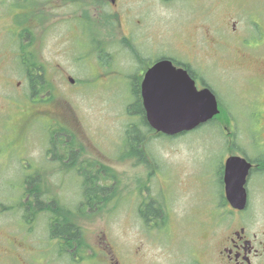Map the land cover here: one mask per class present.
<instances>
[{
    "label": "rangeland",
    "instance_id": "rangeland-1",
    "mask_svg": "<svg viewBox=\"0 0 264 264\" xmlns=\"http://www.w3.org/2000/svg\"><path fill=\"white\" fill-rule=\"evenodd\" d=\"M59 2L63 3V9L53 6ZM139 2L133 0L129 4L135 6L139 13L136 17L143 23L142 28L136 25L132 31L136 42L144 37L138 49L145 61L154 60L162 53L179 54L177 49L183 47L185 38L195 29L192 19H186L190 12L201 11L202 16L211 21V15L220 17L233 4L236 7L237 3H245L243 16L258 23L264 20V0ZM26 6L31 9L34 3L28 2ZM73 7L69 0H44L42 4L44 32L32 51L44 66L51 95L31 97L29 79L17 57L11 53L8 57L7 51L0 48V118L6 117L4 121L0 119V140L22 138L25 157L40 163L44 175L43 203L50 204L56 199L58 204L75 210L76 216L67 219L76 223L82 233L80 242L71 244L70 248H74L71 252L59 253L58 263L52 260L55 254L47 253L44 247L28 254L29 260L33 264H107L100 259L102 254L98 247L102 246L112 252L108 255L112 259L110 263L118 260L119 264H221L212 254L226 232L238 227L222 204L221 168L225 156L241 157L240 152L257 154L252 143L254 120L251 115L257 88L248 82L249 74L244 67L224 69L217 64L213 71L216 82L212 80V86L231 107L232 122L240 131L234 148H223L226 136L223 126L220 133L214 126L207 125L182 136H158L127 109L135 96L133 87L135 92L137 90L130 81L136 71L138 73V67L146 64L138 63L125 48L124 37L132 24L123 20L124 32L107 31L102 29V21L92 11L91 27L85 34L72 30L69 33L64 27L65 18L58 12L72 11ZM0 10H3L2 3ZM107 11L115 16L108 7ZM75 22L66 23L70 26ZM248 30L251 34L258 33L256 28ZM100 42L113 46L96 50ZM260 50L264 54V48ZM248 65L252 67L251 62ZM220 85L226 86L218 87ZM130 123L137 124L142 132V156L125 155L126 150H130L125 146ZM52 136L56 154L62 156L67 146L68 155L74 154L72 163L68 155L57 160L53 153L49 154ZM12 158L14 160L6 167L0 162V203L3 205L10 201L4 197L19 199V190L23 189V178L12 170L13 165L17 168L18 159ZM90 174L109 176L102 184L110 189L102 193L103 202L96 204L93 210L87 208L80 213L86 202L82 193L83 179ZM248 190L250 200L243 215L253 222L246 227L251 234L264 232V175H253ZM148 202H153L152 209L159 208L160 214L150 216L146 223L139 208ZM0 211V219L9 225H14L21 216L20 212L4 210L2 205ZM49 218V212L40 215L42 223L46 222L44 229H48ZM43 233L47 234L45 230ZM49 242L51 247V240ZM73 253H78V261ZM209 256L214 261L211 262ZM10 264H14L13 260Z\"/></svg>",
    "mask_w": 264,
    "mask_h": 264
},
{
    "label": "flooded vegetation",
    "instance_id": "flooded-vegetation-1",
    "mask_svg": "<svg viewBox=\"0 0 264 264\" xmlns=\"http://www.w3.org/2000/svg\"><path fill=\"white\" fill-rule=\"evenodd\" d=\"M43 1L0 0L3 10L5 8L4 11L0 10V48L2 47L7 51L5 55L8 54V57H10L9 53L14 55V58L17 57V62L20 67L23 68L25 74L26 71L24 67L27 60L26 46L28 44L31 46L33 43L30 50H35L38 42L42 40L41 35L42 32H44V16L41 10ZM61 1L68 2V0ZM69 1L74 6L72 11L65 10L58 12L62 19L65 18L63 22H65L64 27L67 29V32H71V30L73 32H86L87 29L91 27L90 15L92 11L93 14L102 21V29L107 31L124 32L125 28L123 20L126 23L129 22L132 24V29L129 26L127 27L131 32L128 31L124 37V41L127 43L125 48L129 49L132 54L127 50L126 51L133 55L138 63L146 64L138 67L140 69L138 73L136 71L135 77L133 76L131 81L130 79H127V81L135 83L141 99V84L146 71L162 59L170 60L176 69L186 72L188 77L194 82L197 91L210 89L217 98L220 113L206 123L198 125L193 130L211 125L220 133L223 126L226 135L225 140H223V148L231 146H233L231 148H234L240 131L236 124L232 122L231 107L227 105V103H224L220 96L221 92L216 91L212 86V80L214 83L216 82L213 71L217 69L216 64L224 69H228V67L232 66L245 68L246 72L249 74V77L247 78L249 80L248 82L252 83L257 88V95L261 93L258 96L255 95L253 98L251 112L254 120L252 143L257 154L252 156L246 152H240L239 154V156L244 157L251 164L245 184L249 204L250 195L248 182L250 178L253 175H264V54L260 53V49L264 48V20L261 21V23H258L257 21H250L249 17L245 15L243 16L242 12L244 7H247L245 3H237L236 7L235 4H233L230 6V10H227L226 14H222L220 17H214L211 15V21H208L207 17H204V15L202 16L201 11L190 12V14L186 16V19H192L190 21L195 25V29L191 36L185 38L184 43H182L183 47L177 49L179 54L173 56L162 53L154 60L150 59L149 61H145L146 59H144L141 51L139 52L138 49L139 46L142 45L144 37L138 38L140 40L139 42H136L132 31L133 29H136L137 26H141V28L143 26L142 21L136 17L139 13L134 9L135 6L129 4L133 0ZM145 1L151 2V4H154L155 2L171 4L177 2L183 3L186 0H140V2ZM28 2H33L34 7L31 9L28 8L26 6ZM53 6L58 9L64 8L62 2L53 4ZM107 7L113 11L112 14L115 15L114 17H112L110 15L111 13L107 11ZM139 12H142V10L140 9ZM68 20H75L76 22L74 24L71 23L69 26L66 23ZM249 27L251 30L256 28L258 33L256 35L251 34L248 30ZM4 41L6 45L4 44ZM102 43L103 42L98 43L100 47L96 48V50L102 51L108 46H113L106 42L103 43V45ZM10 47L13 48V51ZM250 62L252 63V67H249L248 65ZM19 83L20 81L18 84ZM225 86L220 85L218 87ZM134 89L135 87L132 89L133 92L135 91ZM221 90H223V88ZM219 115L221 116L219 117ZM0 119L4 121L6 117ZM187 132L188 131H184L177 136H182ZM21 133L22 128L20 127L18 131L19 136H21ZM21 139L22 138L20 137L19 139L11 140L5 137L3 140H0V162H4V166L6 167L7 163L14 160L12 157L17 158L18 166L16 168V166L13 165L12 170L13 172L16 170L15 173H17L20 178H23V189L21 188L18 193L19 199H15L14 197V199L11 200L8 199V197H4L8 201L10 200L8 202L9 204L4 202V206L3 203H0V206L2 205L4 210H13L20 212L21 214L20 218L15 221L16 223L14 225H9L7 222L0 219V264H5V262L10 264L11 260H13L14 264H33V261L31 259L29 260L28 254L41 251L42 247L45 248L47 253L48 251L54 253L55 256L52 257V260L58 263L59 253L63 251L71 252V249L73 248H70L71 244L78 240L80 242L82 233L76 223L74 224L79 228V234L76 237L65 236L58 233V223L53 220L52 213L49 212L48 208L50 206L52 210L57 209L59 206L57 203L58 201L52 199L50 204L43 203L45 201L42 200V194L44 193L42 191L44 175L42 176L40 163L25 157L26 151L24 150L23 145H21ZM49 142L51 146V148L48 149L49 154L51 155L53 153L55 157L54 159L59 160L61 155L58 156L56 154L55 140L51 139ZM21 146L22 150L20 151ZM67 149L68 147L66 146V151L63 154L64 157L65 155H68ZM232 156L238 155L232 154L227 157L225 156L221 168L220 189L222 190L221 197L224 200L222 204L231 214L230 218L233 217L232 220L238 223V227L235 230L226 232L221 245L217 247L212 255L216 260H219L221 264H264V232L259 233L257 231L256 233L251 234L250 229H247L246 226L253 221L249 216L245 217L243 215V212L247 210L248 205L242 210L235 209L230 205L225 195L226 162L227 159ZM50 172L52 173V171ZM55 175L56 174H54L53 177ZM44 211L50 213V224H47L48 229H44V224L46 222L42 223L40 220V215ZM1 213L2 212L0 211V215ZM44 230L47 234L43 233ZM49 240H51V247ZM59 243H61L60 246L61 249H63L62 251L59 248ZM98 248V251L102 254V256H100L102 261H105L107 264H119L118 260H116L115 263L109 262V260L112 261L111 257L108 256L112 253L111 251L107 252L102 246H99ZM73 254L78 261V253ZM209 258L211 262L214 261V258L212 259L211 256H209ZM56 262H53V264H57ZM34 263H37V260H35ZM199 264L203 263L200 262Z\"/></svg>",
    "mask_w": 264,
    "mask_h": 264
},
{
    "label": "water",
    "instance_id": "water-1",
    "mask_svg": "<svg viewBox=\"0 0 264 264\" xmlns=\"http://www.w3.org/2000/svg\"><path fill=\"white\" fill-rule=\"evenodd\" d=\"M141 89L149 125L166 135L192 130L220 112L214 93L210 89L197 91L187 73L176 69L168 59L146 71ZM250 166L242 157L227 159L225 193L235 209L242 210L247 205L245 184Z\"/></svg>",
    "mask_w": 264,
    "mask_h": 264
},
{
    "label": "trees",
    "instance_id": "trees-1",
    "mask_svg": "<svg viewBox=\"0 0 264 264\" xmlns=\"http://www.w3.org/2000/svg\"><path fill=\"white\" fill-rule=\"evenodd\" d=\"M30 45L26 46V64L25 71L27 77L29 79V85L31 88V97H39L43 98L47 95H51V88L49 89V84L45 78L44 66L41 62H39L36 58V53L30 50ZM51 85V84H50ZM52 87V86H51ZM139 91H134L135 96L133 95L132 102L128 105V112L133 115L139 116V123L146 126L149 131L153 130L146 120L145 110L142 104V99L138 93ZM156 132V131H155ZM156 135L165 136L162 133L156 132ZM166 137V136H165ZM51 139L55 140L54 136ZM144 138L142 136V132L139 129L138 125L135 123H130L128 129L126 130V139L125 146H129L128 152L126 150L125 155L131 156L134 154L143 155V146ZM68 161L72 163L74 161V154L68 156ZM64 156H60L59 160H63ZM144 160V158H143ZM81 171L83 169H80ZM102 171V170H101ZM106 175H109L106 173ZM109 177V176H105ZM102 177L101 175L90 174V176L83 179V198L85 197L86 202H84V207H81L80 213H83L85 209L89 208L91 210L94 209L96 204L103 202V194L110 188L107 185L102 184V182L106 181L107 178ZM111 197V196H110ZM108 200V199H106ZM153 202L143 203L139 208V214L142 219L147 223L151 218L150 216H155L160 214V209H152ZM44 208V207H43ZM49 212L52 213L53 220L58 223V233L65 236L76 237L79 234V228L67 218L68 216L71 218L72 216H76V211L72 208L65 207L64 205L58 206L57 209H51L49 206ZM52 210V211H51ZM150 210L153 213H150ZM64 219V220H63Z\"/></svg>",
    "mask_w": 264,
    "mask_h": 264
}]
</instances>
